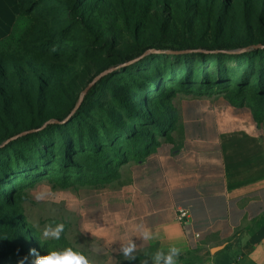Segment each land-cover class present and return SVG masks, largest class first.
Wrapping results in <instances>:
<instances>
[{"label":"rangeland","instance_id":"rangeland-1","mask_svg":"<svg viewBox=\"0 0 264 264\" xmlns=\"http://www.w3.org/2000/svg\"><path fill=\"white\" fill-rule=\"evenodd\" d=\"M22 2L26 11L0 42V264H30L32 250L66 247L91 264H135L94 248L81 227V212L93 207L81 204L118 191L122 169L129 173L160 143L176 141L181 112L226 104L238 83L246 104L261 106L264 52L251 50L264 41V0ZM154 43L180 51L122 61ZM217 46L223 50L214 56L209 48ZM98 75L94 85L108 78L78 112L79 96ZM38 192L45 194L39 202ZM49 223L64 224L60 239L43 237ZM223 252L178 260L237 264Z\"/></svg>","mask_w":264,"mask_h":264},{"label":"crops","instance_id":"crops-1","mask_svg":"<svg viewBox=\"0 0 264 264\" xmlns=\"http://www.w3.org/2000/svg\"><path fill=\"white\" fill-rule=\"evenodd\" d=\"M20 12V0H0V41ZM226 102L181 112L176 141L160 143L129 173L122 169L118 191L81 204L93 207L81 212V227L94 248L123 257L121 245L132 240L134 255L176 246L181 259L219 248L234 263L264 264V119L247 104ZM137 225L154 238L144 241Z\"/></svg>","mask_w":264,"mask_h":264},{"label":"clouds","instance_id":"clouds-1","mask_svg":"<svg viewBox=\"0 0 264 264\" xmlns=\"http://www.w3.org/2000/svg\"><path fill=\"white\" fill-rule=\"evenodd\" d=\"M44 193H37L35 199L37 202L44 199ZM65 226L63 223H52L44 225L42 235L46 239H60L64 232ZM136 230L144 241L152 240L153 234L142 225H137ZM135 242L129 240L126 245L122 244L120 252L123 254L125 260L131 262L136 260L134 253L136 252ZM35 259L30 264H91L86 255L79 250L72 247H66L63 250H54L48 252L46 255H39L32 250ZM182 254V249L176 246H171L165 251L164 249H157L148 259L142 261V264H177L179 256Z\"/></svg>","mask_w":264,"mask_h":264},{"label":"trees","instance_id":"trees-1","mask_svg":"<svg viewBox=\"0 0 264 264\" xmlns=\"http://www.w3.org/2000/svg\"><path fill=\"white\" fill-rule=\"evenodd\" d=\"M23 2H22V0H20V15H19V18L21 17V15L22 14H24V12L26 11L24 8H23V4H22ZM19 18H18V20H19ZM18 20H17V22H18ZM17 22L15 23V26H16V24H17ZM15 26H14V29H15ZM14 29H13V31H14ZM12 31V32H13ZM11 35V34H10ZM9 35V36H10ZM8 36V37H9ZM4 40V39H3ZM2 41V40H1ZM0 41V42H1ZM259 45H262V46H259ZM254 46V48H253V50H251L252 52H254V51H262V52H264V41H260L259 43H257V44H254L253 45ZM256 46H258V47H256ZM150 49H154V50H159V51H161L160 53H165L166 51H170V52H173V51H180V50H178V48H176V47H174V46H172V45H169V44H166V43H163V44H158V43H154V44H147V45H144L143 47H141V49L140 50H136V51H133V52H130L129 54H127L124 58H122V61H124V62H127V61H134L138 56H141V55H144V53L145 52H147L148 50H150ZM244 49H247V48H244ZM215 50H217L219 53H216L214 56H216V55H219L220 53H222V50H223V47H216V48H214V47H211V48H209V51H215ZM155 53H157V52H155ZM249 53H251L250 51H248V50H245V51H243V56H247ZM214 54V53H213ZM108 77L106 76V77H104L100 82H98L96 85H94L90 90H89V92L87 93V95L84 97V99H85V101L83 100V102H82V104H81V106L77 109V111L78 112H82L83 110H84V108H85V106H86V100L91 96V95H93L94 93H95V91L98 89V87L107 79ZM262 83V85L264 86V81L263 82H261ZM236 88H237V90L235 91V94H233V95H231V96H228V99H229V101L233 104V105H237V106H242V105H244V104H246V102H247V98L245 97V96H243V94H242V89H243V84H237L236 85ZM251 88H253V87H251ZM261 91V90H260ZM261 102V106L259 107V108H256L255 110H254V115H255V119L258 121V122H260V121H262L263 119H264V108H262V105L264 104V100H262V101H260ZM76 105H77V102H76V104H75V107H76ZM74 107V108H75ZM62 119H64V118H62ZM62 119H61V121H62ZM49 127L50 126H54V127H58V124H56V125H54V124H49L48 125ZM41 128V127H40ZM35 129H39V128H35ZM42 129V128H41ZM41 129H39V130H37V131H40ZM37 131H32V132H29V133H27V134H25V135H22V136H20V137H18V138H16V139H14V140H12V142H14V143H16V142H18V141H20V140H23V139H26V138H28L29 136H30V134H33V133H35V132H37ZM13 136H15V135H13ZM13 136H11V137H13ZM10 137V138H11ZM150 153V152H149ZM149 153H147L146 155H148ZM139 159H142V158H139ZM138 159V160H139ZM148 259L149 257H142L141 255H140V257L137 259V260H135L134 262H136V261H139V260H142V259ZM25 261V260H24ZM26 261H28L29 263L32 261V259L31 258H29V259H27ZM182 264V263H184V261H182V260H178V262H177V264ZM149 264H151V263H149Z\"/></svg>","mask_w":264,"mask_h":264},{"label":"water","instance_id":"water-1","mask_svg":"<svg viewBox=\"0 0 264 264\" xmlns=\"http://www.w3.org/2000/svg\"><path fill=\"white\" fill-rule=\"evenodd\" d=\"M259 46H262V45H259ZM256 47H258V46H256ZM149 52H161V51H159V50H154V49H150V50H148L147 52H145V54H146V53H149ZM145 54H144V55H145ZM98 78H99V75L96 76V77L90 82V84H89V85L83 90V92H82L81 95L79 96V99H78L77 105H76V107L74 108L75 110L78 109V108L81 106V104H82V102H83V100H84V97L87 95V93L89 92V90H90V89L94 86V84L97 82ZM41 128H42V127H41ZM41 128H39V129H41ZM39 129H33V130H29V131H26V132L19 133V134L15 135V136L9 138V140H8L7 142L12 141V140H14V139H16V138H18V137H20V136H22V135H25V134H27V133H29V132L37 131V130H39ZM4 144H6V143H4ZM218 249H219V248H215V249L212 250V252H215V251H217Z\"/></svg>","mask_w":264,"mask_h":264},{"label":"built area","instance_id":"built-area-1","mask_svg":"<svg viewBox=\"0 0 264 264\" xmlns=\"http://www.w3.org/2000/svg\"><path fill=\"white\" fill-rule=\"evenodd\" d=\"M188 211L187 210H185V209H180L179 211H178V217L181 219V220H186L187 219V217H188ZM199 236V235H198Z\"/></svg>","mask_w":264,"mask_h":264}]
</instances>
